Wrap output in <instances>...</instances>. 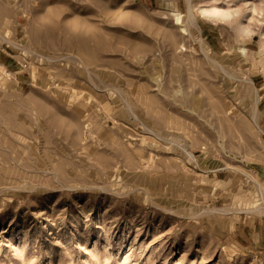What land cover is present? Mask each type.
<instances>
[{"label":"rangeland","instance_id":"1","mask_svg":"<svg viewBox=\"0 0 264 264\" xmlns=\"http://www.w3.org/2000/svg\"><path fill=\"white\" fill-rule=\"evenodd\" d=\"M261 3L0 0V264H264Z\"/></svg>","mask_w":264,"mask_h":264},{"label":"bare ground","instance_id":"2","mask_svg":"<svg viewBox=\"0 0 264 264\" xmlns=\"http://www.w3.org/2000/svg\"><path fill=\"white\" fill-rule=\"evenodd\" d=\"M262 2L264 3V0H262ZM263 3H261V5H260V10L262 11V10H264V5H263ZM189 11V10H188ZM206 11V10H205ZM210 14H214L215 16H217V17H222L223 19H227V21L229 22V23H231V24H233V22L232 21H235L236 23H235V29H233L234 31L236 30V32L237 33H239V34H241V33H247V34H250V33H252V31H253V29H252V27H251V25H250V23L249 24H247V25H243V23H241L239 20H238V17H239V15H238V11L236 10V11H227V12H223V13H218V12H216V11H210L209 12ZM190 12H188V16L187 17H190ZM234 14H237V16L236 15H234ZM192 15V14H191ZM241 15V14H240ZM230 17H232L233 19H229ZM240 18V17H239ZM264 18V17H263ZM186 20H188V19H186ZM189 20H191V18L189 19ZM193 20V19H192ZM241 20V19H240ZM188 22H191V21H187V24H189ZM194 23V22H193ZM194 26V25H193ZM183 30H186V26H185V22H184V24H183ZM260 35L264 38V33L263 32H261V30H260ZM240 50H241V52L244 54V55H247V53H246V51H247V48L246 47H241L240 48ZM262 51L264 52V46L262 47ZM248 52H250V51H248ZM248 55H249V53H248ZM252 56V55H251ZM246 59V58H245ZM253 59V58H252ZM261 64H262V67L264 68V58L262 59V62H261ZM256 93V92H255ZM241 101V100H240Z\"/></svg>","mask_w":264,"mask_h":264}]
</instances>
